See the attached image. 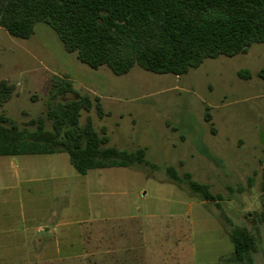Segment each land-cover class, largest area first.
<instances>
[{
    "label": "rangeland",
    "instance_id": "374dc122",
    "mask_svg": "<svg viewBox=\"0 0 264 264\" xmlns=\"http://www.w3.org/2000/svg\"><path fill=\"white\" fill-rule=\"evenodd\" d=\"M240 72H247L249 78L240 77ZM53 77L70 79L76 92L50 101ZM1 80L13 84L16 91L0 112L20 128L50 108L86 95L94 107L82 112L80 126L91 120L98 133L105 131L108 147L129 153L143 150L146 164L93 169L80 175L66 152L0 156V202L8 198L13 202V193L39 190L54 176L75 182L78 175L80 191L111 192L114 198L132 192L143 195V212L157 207L160 215L172 214L174 222L190 226L191 244L198 254L208 249V259L213 261L232 253L229 230L245 226L256 237L253 261L264 264V43L254 44L247 54L207 59L181 77L147 72L139 66L116 76L107 67L93 70L82 63L76 52L65 50L48 25L38 23L29 39L0 29ZM97 99L103 118L95 109ZM46 128L51 130L50 121ZM52 161L56 168L48 167ZM13 163L18 165L16 173ZM169 168L178 181L172 179ZM102 178H121V183H99ZM190 183L206 186L211 195L220 197L218 203L199 205L206 193L193 191ZM163 200L174 204H163ZM16 203L13 208L0 205L4 236L11 232L8 213L16 212L19 223L25 215ZM34 220L30 224L39 225L37 216ZM18 233L21 240L22 229Z\"/></svg>",
    "mask_w": 264,
    "mask_h": 264
},
{
    "label": "trees",
    "instance_id": "16d2710c",
    "mask_svg": "<svg viewBox=\"0 0 264 264\" xmlns=\"http://www.w3.org/2000/svg\"><path fill=\"white\" fill-rule=\"evenodd\" d=\"M38 23L48 25L65 50L76 52L93 70L107 67L122 76L139 66L181 77L207 59L247 54L254 44L264 43V0H0V29L10 36L29 39ZM239 76L249 78L247 72ZM15 91L13 84L0 81V108ZM75 92L70 79L52 78L50 101ZM93 107L89 96H79L30 119L24 128L0 112V156L66 152L80 175L146 164L143 150L129 153L108 147L105 131L98 133L91 120L80 126L82 112ZM95 109L103 118L98 99ZM48 121L51 130L46 128ZM168 173L179 180L173 168ZM185 177L190 179L189 174ZM190 184L193 191L206 193L204 201L218 203L220 197L211 195L206 186ZM231 239V259L255 264V235L245 226H234Z\"/></svg>",
    "mask_w": 264,
    "mask_h": 264
},
{
    "label": "crops",
    "instance_id": "0c3cea01",
    "mask_svg": "<svg viewBox=\"0 0 264 264\" xmlns=\"http://www.w3.org/2000/svg\"><path fill=\"white\" fill-rule=\"evenodd\" d=\"M17 166L13 163L15 173ZM55 166L53 161L48 164ZM74 179L54 176L39 190L13 193V202L11 198L0 202L13 208L17 198L25 209L20 223L16 212L8 213L7 230L11 232L7 236L0 233V264H242L231 259L234 244L232 253L218 261L208 259V249L198 254L187 237L190 226L174 222L172 214L160 215L157 207L143 212V195L132 192L114 198L111 192L80 191L79 176ZM99 183H121V178H102ZM36 216L39 225H31Z\"/></svg>",
    "mask_w": 264,
    "mask_h": 264
}]
</instances>
